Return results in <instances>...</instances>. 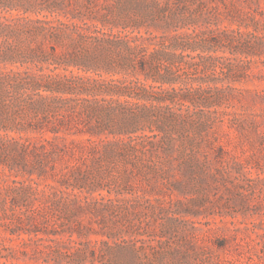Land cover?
Listing matches in <instances>:
<instances>
[{
    "label": "trees",
    "instance_id": "16d2710c",
    "mask_svg": "<svg viewBox=\"0 0 264 264\" xmlns=\"http://www.w3.org/2000/svg\"><path fill=\"white\" fill-rule=\"evenodd\" d=\"M257 8L248 0H0V169L11 182L3 191L0 183V228L19 241L0 242V264H18L20 253L36 264H168L176 255L188 264L195 237L187 230L175 240L176 218L116 185L114 196L93 193L109 186L110 163L168 144L175 132L186 151L183 132L218 120L209 108L220 97L205 94L221 90L215 73L249 67L215 52L233 50L228 25L264 24Z\"/></svg>",
    "mask_w": 264,
    "mask_h": 264
},
{
    "label": "rangeland",
    "instance_id": "374dc122",
    "mask_svg": "<svg viewBox=\"0 0 264 264\" xmlns=\"http://www.w3.org/2000/svg\"><path fill=\"white\" fill-rule=\"evenodd\" d=\"M248 3L253 9L258 6L254 14L264 19V0ZM254 21L236 31H231L236 24L228 25L233 50L221 46L215 52L233 64L245 58L249 67L244 75L215 73L221 90L211 88L205 94L211 100L214 95L220 97L219 106L211 104L209 108L218 120L198 134L192 128L183 132L186 151H182L175 132L168 144L156 149L145 144L132 152L129 160L120 158L110 163L114 168L110 167V174L104 178L109 186L93 193L114 196L108 190L116 185L122 195H142L163 217L176 218L170 229L182 232L180 236L175 233V240L187 230L195 237L193 249H188V264H264V24ZM227 24L224 20L223 25ZM256 43L258 54L246 55ZM196 105L200 109L207 104ZM64 142L71 145L68 139ZM3 178L0 169L2 191L11 184L10 180L4 183ZM9 236L1 227V243L19 244ZM181 257L166 260L180 264ZM14 261L37 263L21 253Z\"/></svg>",
    "mask_w": 264,
    "mask_h": 264
}]
</instances>
